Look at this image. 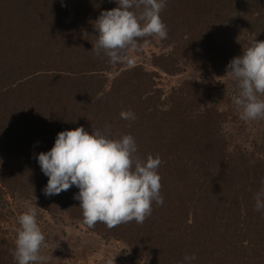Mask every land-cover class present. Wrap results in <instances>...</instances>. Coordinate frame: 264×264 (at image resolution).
<instances>
[{
	"label": "trees",
	"instance_id": "obj_1",
	"mask_svg": "<svg viewBox=\"0 0 264 264\" xmlns=\"http://www.w3.org/2000/svg\"><path fill=\"white\" fill-rule=\"evenodd\" d=\"M46 4L64 20L52 25L64 31L61 50L53 53L60 66L29 68L16 58L0 68V198L34 194L48 211L103 239L124 241L153 264H184V256L193 254L192 264H264V210H255V197L264 191V119L240 118L233 103L237 90L225 75L229 61L253 38L264 41V0H167L161 12L167 39L139 40V47L161 44L158 54L152 52L157 73L144 63L112 64L103 52L97 55L94 21L101 11L118 7L115 0ZM28 6L26 0H0V19L6 17L11 34H5L6 44L17 48L25 39L28 45L31 30H47L37 9L22 12ZM23 14L32 18L18 17ZM162 74L175 82L166 85ZM215 95L224 109L212 102ZM127 110L135 113L134 121L121 118ZM81 126L113 139L130 134L137 157L160 158L163 204L153 202L143 223L88 227L73 198L76 187L43 194L47 177L35 157L25 155L49 150L57 133ZM220 197L231 199L233 212L217 206ZM13 215L10 208L0 210V251L11 246L2 236Z\"/></svg>",
	"mask_w": 264,
	"mask_h": 264
},
{
	"label": "clouds",
	"instance_id": "obj_2",
	"mask_svg": "<svg viewBox=\"0 0 264 264\" xmlns=\"http://www.w3.org/2000/svg\"><path fill=\"white\" fill-rule=\"evenodd\" d=\"M118 7L101 11L94 21L97 55L103 52L112 64H135L127 54L136 51L140 38L155 36L167 39V27L161 12L167 0H115ZM93 49V47H92ZM237 90L233 103L244 121L264 119V41L252 39L242 54L226 65V74ZM101 94H98L99 99ZM124 120L134 121L135 113L121 111ZM135 138L124 134L110 138L100 130L89 134L82 126L57 133L53 146L35 159L47 183L46 197L59 195L72 187L78 192L83 222L93 227L102 222L109 228L135 221L143 223L151 215L152 203L163 204L160 195V158L148 155L140 159L135 154ZM3 161L0 159V165ZM255 210H264V191L255 197ZM34 204L27 206L17 219L19 225L13 258L16 264H47L41 255L45 243ZM41 209V208H40ZM195 255H185L184 264H192Z\"/></svg>",
	"mask_w": 264,
	"mask_h": 264
},
{
	"label": "rangeland",
	"instance_id": "obj_3",
	"mask_svg": "<svg viewBox=\"0 0 264 264\" xmlns=\"http://www.w3.org/2000/svg\"><path fill=\"white\" fill-rule=\"evenodd\" d=\"M26 2L29 5L28 10L22 12H32L37 9L38 11L35 13L37 14V18H44L48 22L47 30L43 32L37 31L36 33L34 30H31L27 35L29 37L28 45L27 42L25 43L24 39L23 42H19L16 48L14 42L6 44V35L11 36V34L6 22H4V20H7L6 17L4 20L0 19V68H6V59L17 58L23 65L29 68H37L38 66L41 69H56L60 64L57 63L58 60L53 53L61 50V45L57 43L59 42L58 39L63 36L64 31L55 30L52 28V25L55 19L57 21H64L62 17L57 15L60 10H55V8L51 10L47 5L48 3L46 4V0H26ZM32 14L28 16L24 14L18 15V17L28 20L32 18ZM72 14L76 15V12L72 11ZM65 17L70 18V16ZM80 19L82 24L86 21L83 18ZM76 23H79V20H77ZM155 45L152 44L151 41H147L143 43L142 46L138 47L136 51H129L128 54H131L135 63H144L148 71L157 73L158 69L151 65V62L153 63L152 52L158 54L161 50V44L156 43ZM9 47L12 48L7 50ZM158 73L161 74L162 72L158 71ZM161 77L166 85L175 82V79H171L164 74H162ZM229 79L231 78L229 77ZM229 79H224L223 81L229 84ZM229 86L231 88L230 84ZM20 88L22 89L23 87ZM219 89H222V87L219 86ZM213 98L216 100L213 99L212 102L218 105L219 109L225 108L223 106V100L220 99L218 95H215ZM38 111L41 112V110ZM67 114H63L66 115L65 120L68 118ZM61 116L62 114H58L57 112H53L50 115V117H60V122H63L64 120H61ZM58 125L59 123L55 124V126ZM50 127L52 130L54 129V127L46 125V129ZM255 142H258L257 139ZM33 148L34 144L31 142L28 146L30 153H32ZM38 153L39 152L26 154L25 157L31 159V157H36ZM26 195L25 197H17L16 195L11 197V194L6 193L3 195V198H0V207L6 202L2 205L0 210L5 211L10 208L14 212L9 226L6 225L7 232L2 236L12 241L11 246H6V248L0 251V262L7 264L5 262L7 259L14 260L13 250L15 248L17 229L19 227L17 223L18 216L26 210L27 206L35 203V205L39 207L37 209L38 224L46 238L40 253L48 257V264H153L146 260L142 253L134 250L124 241L110 238L103 239L92 232L76 226L67 215H60L59 213L54 214L48 211V205L42 204L34 194L28 193ZM217 206L228 212H233L231 199L220 197ZM12 263L16 264V261Z\"/></svg>",
	"mask_w": 264,
	"mask_h": 264
}]
</instances>
